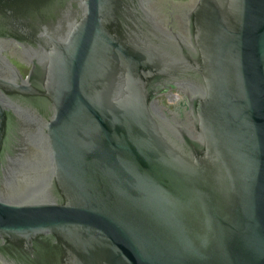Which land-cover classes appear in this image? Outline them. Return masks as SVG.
Segmentation results:
<instances>
[{"label":"water","instance_id":"water-1","mask_svg":"<svg viewBox=\"0 0 264 264\" xmlns=\"http://www.w3.org/2000/svg\"><path fill=\"white\" fill-rule=\"evenodd\" d=\"M0 264H264V0H0Z\"/></svg>","mask_w":264,"mask_h":264}]
</instances>
